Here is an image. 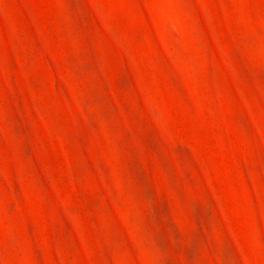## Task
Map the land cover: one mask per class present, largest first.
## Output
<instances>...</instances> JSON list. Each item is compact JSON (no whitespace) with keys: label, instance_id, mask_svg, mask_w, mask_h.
Listing matches in <instances>:
<instances>
[{"label":"rangeland","instance_id":"obj_1","mask_svg":"<svg viewBox=\"0 0 264 264\" xmlns=\"http://www.w3.org/2000/svg\"><path fill=\"white\" fill-rule=\"evenodd\" d=\"M0 264H264V0H0Z\"/></svg>","mask_w":264,"mask_h":264}]
</instances>
